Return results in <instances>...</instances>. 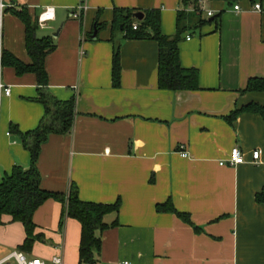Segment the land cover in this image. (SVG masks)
<instances>
[{"label": "crops", "instance_id": "1", "mask_svg": "<svg viewBox=\"0 0 264 264\" xmlns=\"http://www.w3.org/2000/svg\"><path fill=\"white\" fill-rule=\"evenodd\" d=\"M0 1L2 65L4 51L25 65L33 62L25 24L13 10L24 9L38 26L45 8L55 9L37 37L54 40L56 48L45 59L49 91L61 102L75 99L76 116L69 133L53 134L42 145L37 167L48 192L67 194L75 184L83 202H121L117 214L105 217L118 225L102 233L97 264H264V204L256 201L264 188V120L242 112L229 121L249 104L264 107V92H244L249 80L264 79V13L253 10L260 0H202L217 20L186 32L179 44L182 67L199 73L196 91L159 89L158 43L127 40L112 25L117 8L156 9L163 35L173 37L178 13L193 8L185 0H89L80 14V0ZM116 47L119 88L112 79ZM3 82L12 93L0 98V184L15 166H31V154L11 125L27 133L45 116L35 74L19 75L3 65ZM234 147L245 162L221 166ZM168 202L193 225L157 212ZM62 212L54 199L35 212V234L43 239L26 252L23 224L4 216L0 261L20 251L47 263L61 255L65 264H79L82 226L67 219L61 228Z\"/></svg>", "mask_w": 264, "mask_h": 264}, {"label": "trees", "instance_id": "2", "mask_svg": "<svg viewBox=\"0 0 264 264\" xmlns=\"http://www.w3.org/2000/svg\"><path fill=\"white\" fill-rule=\"evenodd\" d=\"M200 1L202 0H185L187 5L191 4L195 8V11L190 13L180 11L178 13L177 33L173 37H167L162 33L160 10L146 11L143 21L138 22L137 30H134L133 27L134 14L138 12L118 8L114 10L113 28L121 29L125 39L153 40L158 43V86L161 90L196 91L199 89L198 71L185 69L181 65L179 44L186 32L202 29L212 23L210 18H206L202 12H198ZM13 12L25 24L26 48L33 62L31 65H25L4 51L3 65L14 67L19 75L33 73L37 76L38 101L45 107V116L36 130L27 133H22L16 125H11V131L20 135L23 146L31 154V166L29 168L15 166L11 174L4 176L0 184V226L5 224L4 216H10L12 222L22 223L26 239L21 250L29 251L37 241L43 239L41 235L35 234L37 226L34 223V214L46 201L54 199L63 205L61 228L67 219L77 220L82 226L79 264H97V254L102 246V233L118 225L117 221L111 225L107 224L105 217L117 214L121 202L118 201L113 205L83 202L79 198V191L75 184L71 185L67 194L52 193L42 188V178L37 167L42 145L51 135L67 134L73 129L76 100L61 102L49 91L45 59L56 48L54 40L51 37H37L38 26L31 20L27 11L22 9L13 10ZM217 17H214V21L217 20ZM121 75L120 48L116 47L112 63V79L116 88L121 85ZM244 92H264V79L249 80ZM242 112L258 114L264 120V107L258 104H249L235 111L229 118L230 123L232 124ZM256 201L259 204H264V188L256 195ZM157 212L174 214L185 223L193 225L189 215L178 212L171 202L158 205Z\"/></svg>", "mask_w": 264, "mask_h": 264}, {"label": "built area", "instance_id": "3", "mask_svg": "<svg viewBox=\"0 0 264 264\" xmlns=\"http://www.w3.org/2000/svg\"><path fill=\"white\" fill-rule=\"evenodd\" d=\"M89 0H80L79 6L77 8V14L83 13L89 9L88 5ZM235 10L239 11L240 7L235 6ZM253 10L258 13H264V1H258L255 2L253 5ZM195 8H191L186 10V13L194 12ZM206 13V18H212L215 17V13L211 10H206L204 5L202 4V1L199 2L198 6V12ZM5 12V6L0 1V20L2 19V16ZM54 12L55 9L52 7L45 8V10L39 15L37 18V24L39 27H44L48 22L52 21L54 19ZM138 26L134 25L133 29L137 30ZM187 39L189 40L190 37L188 36ZM12 93L11 87L6 85L3 82V65H2V54L0 52V98L4 96H10ZM180 152L182 156H188L187 151L185 150L184 146H181ZM260 158V153L258 151H255L253 153V160L257 162ZM245 162L244 155L242 154V151L239 147H234L231 150L230 157L226 161L220 162L221 166H230V167H236L240 164H243ZM0 264H65L64 258L61 255L54 256L49 263L46 261H43L41 259L37 258H31L29 259L24 253L20 251H15L9 256H7L5 259L0 261ZM124 264H130L128 262H125Z\"/></svg>", "mask_w": 264, "mask_h": 264}, {"label": "water", "instance_id": "4", "mask_svg": "<svg viewBox=\"0 0 264 264\" xmlns=\"http://www.w3.org/2000/svg\"><path fill=\"white\" fill-rule=\"evenodd\" d=\"M144 17H145V14L143 12H138V13L134 14V18L139 20V21H143ZM96 35H97V31H95V33H94L93 40H96V38H97ZM54 37L56 38L57 35L55 34Z\"/></svg>", "mask_w": 264, "mask_h": 264}, {"label": "rangeland", "instance_id": "5", "mask_svg": "<svg viewBox=\"0 0 264 264\" xmlns=\"http://www.w3.org/2000/svg\"><path fill=\"white\" fill-rule=\"evenodd\" d=\"M27 257H28L29 259H31V258H37L36 256H30V255H27ZM37 259H40V258H37Z\"/></svg>", "mask_w": 264, "mask_h": 264}]
</instances>
